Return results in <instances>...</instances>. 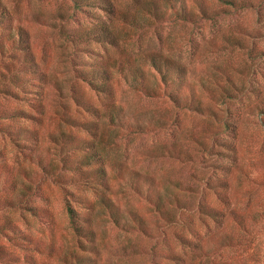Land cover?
I'll return each mask as SVG.
<instances>
[{
    "label": "rangeland",
    "instance_id": "obj_1",
    "mask_svg": "<svg viewBox=\"0 0 264 264\" xmlns=\"http://www.w3.org/2000/svg\"><path fill=\"white\" fill-rule=\"evenodd\" d=\"M0 264H264V0H0Z\"/></svg>",
    "mask_w": 264,
    "mask_h": 264
},
{
    "label": "trees",
    "instance_id": "obj_2",
    "mask_svg": "<svg viewBox=\"0 0 264 264\" xmlns=\"http://www.w3.org/2000/svg\"><path fill=\"white\" fill-rule=\"evenodd\" d=\"M79 2H82L84 0H78ZM101 28V27H100ZM102 33L101 34H95V33H92L94 35V37H99V35H104V37L107 38V41L109 42H113V36L111 35V31L108 30L107 28H105L104 26H102V29H101ZM88 37V36H87ZM164 61V60H162ZM161 62L159 60V58L157 56H152L151 58V65L160 73L161 75V78L164 82H167L168 80V68L164 69L163 66H162V63H159ZM182 69L181 68H178V75H182ZM88 159V158H87ZM88 161V160H86ZM107 171L104 170V168H101L100 169V172H97L96 173H89V174H86L87 176H85V179H92V178H96L98 179L99 181L102 180L105 175H106ZM102 184V183H101ZM95 185V184H93ZM159 194H156V198H158ZM147 197L149 199H154L155 200V196H152L151 194H147ZM102 206L106 207L109 209V213H110V216L112 217V220L114 221V223L116 224H120V221H121V218H122V215L117 211L116 207L114 206V203L113 201L109 198V197H106V198H101L100 200ZM156 206H159V204L156 202L155 204ZM69 211L72 212V208H69Z\"/></svg>",
    "mask_w": 264,
    "mask_h": 264
}]
</instances>
